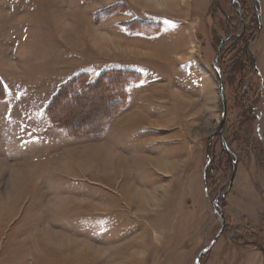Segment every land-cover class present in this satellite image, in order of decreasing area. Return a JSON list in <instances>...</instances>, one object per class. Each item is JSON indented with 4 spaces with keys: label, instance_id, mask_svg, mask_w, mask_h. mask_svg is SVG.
<instances>
[{
    "label": "rangeland",
    "instance_id": "obj_1",
    "mask_svg": "<svg viewBox=\"0 0 264 264\" xmlns=\"http://www.w3.org/2000/svg\"><path fill=\"white\" fill-rule=\"evenodd\" d=\"M204 251L264 264V0H0V264Z\"/></svg>",
    "mask_w": 264,
    "mask_h": 264
},
{
    "label": "water",
    "instance_id": "obj_2",
    "mask_svg": "<svg viewBox=\"0 0 264 264\" xmlns=\"http://www.w3.org/2000/svg\"><path fill=\"white\" fill-rule=\"evenodd\" d=\"M231 38H232V37H229V38H227L225 41L222 42V44H221V46H220V50H222V48H223V46L225 45V43H226L227 41H229ZM218 53H219V55H220V51H218ZM217 76H218L219 90H220V93H221V98H222V103H223V107H224V112H226V110H227V109H226V108H227V100H226V97H225V93H224V89H223V85H222L223 83H222V80H221V74H220V72H218ZM224 118H225V116H223V120L221 121V125H220V132H219V134L221 135V137H222V135H223V125H224V121H225ZM221 140H222L223 144H225L223 138H221ZM224 147H225V145H224ZM235 172H236V166L234 167V173H233V175H232L231 184H232V182H233ZM219 206H220V205H219V200H217L216 203L213 204V210H214V212L217 213V214H219V212H220V210H219V208H218ZM220 219H221L222 224H223V231H225V217H224L223 213H221ZM205 253H206V251H204V252H202V253L200 254V256L198 257V260L196 261V264H200V259H201V257H202Z\"/></svg>",
    "mask_w": 264,
    "mask_h": 264
},
{
    "label": "crops",
    "instance_id": "obj_3",
    "mask_svg": "<svg viewBox=\"0 0 264 264\" xmlns=\"http://www.w3.org/2000/svg\"><path fill=\"white\" fill-rule=\"evenodd\" d=\"M56 237H57V236H51V235L49 236V235H48V236H46L45 241H46V240H48V241H49V240H52V241H53V240H56ZM58 237H59V236H58ZM48 243H49V242H48ZM18 255H22V253L18 252Z\"/></svg>",
    "mask_w": 264,
    "mask_h": 264
},
{
    "label": "bare ground",
    "instance_id": "obj_4",
    "mask_svg": "<svg viewBox=\"0 0 264 264\" xmlns=\"http://www.w3.org/2000/svg\"><path fill=\"white\" fill-rule=\"evenodd\" d=\"M65 27V26H64ZM65 29V28H64ZM93 41L96 43L95 45L97 46H100L101 45V41L100 40H97V39H93ZM140 199V198H139ZM58 236L59 235H57V237H56V239L58 240L59 238H58ZM58 242H60V241H58ZM60 243H62V242H60ZM66 244H68L67 242H66Z\"/></svg>",
    "mask_w": 264,
    "mask_h": 264
},
{
    "label": "trees",
    "instance_id": "obj_5",
    "mask_svg": "<svg viewBox=\"0 0 264 264\" xmlns=\"http://www.w3.org/2000/svg\"><path fill=\"white\" fill-rule=\"evenodd\" d=\"M60 96H61V95H60ZM60 96H59V97H60ZM54 100H55V99H54ZM55 102L57 103V99L55 100ZM56 103H55V104H56ZM95 104H97V103H95Z\"/></svg>",
    "mask_w": 264,
    "mask_h": 264
},
{
    "label": "flooded vegetation",
    "instance_id": "obj_6",
    "mask_svg": "<svg viewBox=\"0 0 264 264\" xmlns=\"http://www.w3.org/2000/svg\"><path fill=\"white\" fill-rule=\"evenodd\" d=\"M219 203H220V200H219Z\"/></svg>",
    "mask_w": 264,
    "mask_h": 264
}]
</instances>
